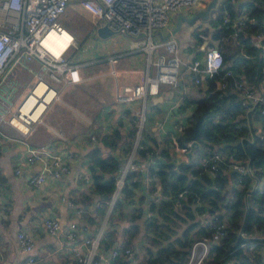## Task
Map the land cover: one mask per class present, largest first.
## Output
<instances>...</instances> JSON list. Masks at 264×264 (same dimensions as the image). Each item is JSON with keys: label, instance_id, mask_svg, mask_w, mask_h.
Returning a JSON list of instances; mask_svg holds the SVG:
<instances>
[{"label": "crops", "instance_id": "0c3cea01", "mask_svg": "<svg viewBox=\"0 0 264 264\" xmlns=\"http://www.w3.org/2000/svg\"><path fill=\"white\" fill-rule=\"evenodd\" d=\"M210 1L205 0V3H200L195 8L170 12L168 26L156 30V39L159 40L171 36L178 37L180 54L185 63L190 62L193 58H204L205 50L209 46V40L199 39L195 35V30L206 28L213 30L215 28L209 20L217 16V9L221 5L220 0L217 1L215 8L210 11L208 19L193 18V16L198 11L206 9ZM246 1L248 0L242 2ZM182 16L188 18L182 19L179 25ZM70 26L78 42L79 29L72 24ZM97 30L91 26L86 28L85 32L88 31L87 33H90L93 37H99ZM108 41L114 43L115 49L110 43V50H108V44L103 41L101 42L103 46L99 45V48L97 45L86 46L80 56H77L75 52L70 53L71 50L68 52V56L72 61L86 63L82 71L84 76L89 79H85L77 86L66 88L62 94V100L56 101L46 114L48 124L63 131L62 138L49 135L50 133L47 130H39L25 140L16 129L9 125H5L1 129L0 175L3 185L0 189V264H14L22 256L17 241V233L21 229L32 233L36 238V264H66L72 256L68 242L60 233L56 236L47 233L44 224L46 218L59 219L62 224L76 220L79 224L81 236L84 238H97L99 234L105 232L115 202L113 204L112 197L105 214L102 216L97 213V209L103 206V203L98 200L99 195L93 189L92 172L89 168L90 158L88 157L91 148L100 144L99 136L101 137L104 133L120 129L123 134L127 135L130 130L136 127V137L131 151L126 152L122 146L117 147L115 150L126 159L121 178L126 176L129 168L144 171L143 190L141 191L146 196L143 202L145 209L149 205L153 194L155 195L157 192L150 193V177L147 174L146 165L148 161L139 159L138 163L135 164L133 159L142 140L148 145L152 144L151 136L158 138L160 148L164 144V139H172L173 143L175 142V138H178L177 135L181 133L178 127H186L195 106L191 104L182 108V95L188 93L191 97H196L198 89H195L196 84L193 82V76L184 63L181 70L182 85H179L178 88L163 83L160 84V90L156 94H149L146 98H140L132 102H117L115 97L119 90L117 89L118 84L122 86L135 82L140 74L147 72L150 75H156V67L149 64V58H156L160 53H164L165 49L158 48L153 53H149L141 48L143 46L142 37H133L123 32ZM198 52L202 53L201 56L195 57ZM82 54L85 55L82 56ZM112 55L117 56L114 63L109 59ZM125 55H129V59L120 64V58ZM31 65L35 69L40 67L37 61L32 62ZM32 76V73L25 67H21L19 70L18 77L20 81L17 92L13 95L15 104L20 102L28 91L33 82ZM201 84L203 89L206 90L208 85L204 77ZM70 90L81 91L90 98V102L85 103L79 96L73 98L71 94L66 95ZM232 91L239 94L234 85ZM66 110H70L71 114L68 115L65 112ZM236 121L245 122L247 126L246 136L250 139L253 138L254 134L260 135L263 132L264 123L261 116H257V112L252 115L241 110L235 119ZM26 141L33 145L45 144L51 151L66 154L71 160L70 172L60 179L48 175L47 182L41 188H32L28 184V178L35 174L41 164L38 162L30 163L26 160L28 152ZM193 142L195 141L180 145L183 147ZM191 145L188 146L187 151L175 147V144L172 145V158L177 165L191 163L189 162L191 157H196L197 152L204 151V147L199 144L200 146L195 148L192 156H190ZM109 150V147H103V154L106 155ZM18 167L22 169L20 174L15 173V169ZM226 172L232 174L230 177L231 184H236L235 175L229 169ZM158 189H160V185H158ZM82 195L90 196L93 199L92 205L79 204L77 200ZM198 202L201 205L204 204L202 200L197 199L195 205ZM7 204L11 205L10 211L4 209ZM86 213L91 215L95 221L89 220L85 215ZM199 214L209 218L218 215L196 209L195 217ZM125 219L126 217L123 216L121 211H115L116 229L119 232L128 223ZM199 222L201 223L200 220ZM201 225L203 224L201 223ZM182 230L183 227L181 226L179 233ZM240 231L250 235L253 239L264 241V228H259L255 233L240 229L238 234ZM243 240L246 239L243 238ZM146 244L147 237L142 230L133 242V256L129 264H143ZM83 247L88 249L86 245H83ZM258 250L264 260V248ZM105 252L108 255V251ZM135 253L138 255L134 256ZM71 264L79 263L72 260Z\"/></svg>", "mask_w": 264, "mask_h": 264}, {"label": "built area", "instance_id": "2783aa9c", "mask_svg": "<svg viewBox=\"0 0 264 264\" xmlns=\"http://www.w3.org/2000/svg\"><path fill=\"white\" fill-rule=\"evenodd\" d=\"M219 1V0H218ZM227 0H220L221 4ZM235 5L244 0H229ZM205 0H0V132L3 126L9 125L16 129L27 140L36 131L47 130L54 137L62 138L63 131L49 125L46 114L49 108L58 100H62V94L66 88L77 86L85 79L82 68L86 63L72 61L68 52L78 48L76 35L61 19L68 8L83 19L90 21L91 25L98 29L101 26L126 33L133 37H142V49L153 53L158 48H164L156 58H149V64L156 67V75L148 72L140 74L135 82L122 86L118 84L116 94L117 102H132L140 98H146L149 94L159 92L160 84H169L178 88L182 78V65L185 63L180 54L178 37L171 36L167 39H156V30L166 28L169 24L170 12H179L184 9L197 7ZM225 22H233L235 34L240 33L248 23H255L257 19L251 12L242 8L232 15L229 11L224 14ZM264 24V20L262 21ZM144 34L140 36V34ZM53 35L61 40L58 52L53 45ZM254 42L264 56V30L253 35ZM116 55L109 57L112 63L116 61ZM37 61L39 68L32 67V62ZM188 71L193 76L196 84L201 83L202 78L210 77L214 73L225 70L220 80L219 87L226 89L228 76L232 71L225 66V58L221 49L215 45L208 46L204 58H193L185 63ZM21 67L32 73L33 82L28 91L17 104L13 101V95L17 92ZM234 88L239 93L242 106L248 114H254L258 109L264 119V68L260 80L257 83L249 82L247 76H242L234 82ZM51 95L46 101L47 95ZM46 101L47 106L39 110L41 103ZM264 123V122H263ZM24 125V127L22 126ZM183 126H179L180 132ZM264 137V124L263 132ZM26 160L30 163H40V168L35 174L29 176L28 184L34 188H41L47 182V176L60 179L71 170V160L66 154L51 151L45 144L33 145L26 141ZM175 147L187 151V146L181 147L178 138H175ZM0 141V150H1ZM224 155L219 151L218 145L211 144L209 156L203 162L211 176H215L221 169ZM229 171L236 173V182L242 184L245 178H252L251 189H262L264 176L259 177L256 169L247 159L245 161L230 158ZM22 172L21 167L15 169L16 174ZM124 178L119 179L117 189L113 194V204L120 192ZM3 180L0 175V189ZM183 193H181L182 195ZM197 205H201L200 202ZM6 211L11 210V205H5ZM203 225L210 226L212 236L194 240L191 245L189 259L186 264H206L210 253L211 242H216L226 235L225 224L218 215L213 218L203 214L197 215ZM45 229L49 235L61 234L65 237L72 252V256L66 262L71 264L76 260L79 264H121L120 260H130L133 256V248L121 250L112 248L106 252L100 251V239L82 237L79 224L71 220L62 224L59 219L46 218ZM104 233V232H103ZM243 240L236 249L254 247L264 243L253 239L250 235L240 231ZM18 245L22 256L14 264H36L35 236L21 229L17 233ZM86 245L88 249H84ZM233 251V250H232ZM231 253V252H230ZM223 264H241L239 260L229 257Z\"/></svg>", "mask_w": 264, "mask_h": 264}, {"label": "trees", "instance_id": "16d2710c", "mask_svg": "<svg viewBox=\"0 0 264 264\" xmlns=\"http://www.w3.org/2000/svg\"><path fill=\"white\" fill-rule=\"evenodd\" d=\"M242 8L248 9L257 22L248 23L236 35L233 22H225L224 14L229 11L234 15ZM263 20L264 0H248L238 5L227 0L219 5L217 16L209 20L215 27L213 30H195L199 39L209 40V46L215 45L221 49L225 66L232 71V75L228 76L229 87L226 89L219 87L220 80L226 75L225 70H220L205 78L208 85L206 90L201 83L193 81L195 89H198L196 97H191L188 93L182 95V108L191 104L195 106L189 123L177 135L178 141L181 145L189 141L198 142L204 147V151L197 152L196 157L193 156L189 161L191 163L177 165L172 158V139H164L162 148L155 136H151L152 144L149 145L142 140L133 163H138L139 159L148 161L146 165L150 177V193L157 192L145 209L143 202L146 196L141 191L144 171L129 168L115 200L109 225L100 239L101 252L116 247L121 250L132 248L135 237L143 230L147 237L143 264H186L192 242L212 236L210 226L201 225L195 217L198 209L218 214L226 227V235L211 242L206 264H223L229 257L236 258L241 264H264L258 250L260 245L236 249L243 241L238 234L240 229L255 233L259 228H264V184L262 189H251L252 178H245L244 183L236 182L232 185V174L226 172L230 168V158L242 161L248 159L256 169H261L257 172L258 176H264V137L254 134L252 139L248 138L245 122H235L239 112L246 110L242 106L240 95L232 91L234 82L242 73L251 83L260 80L264 56L254 42L253 35L264 30ZM65 25L72 30L70 23ZM201 54L198 52L195 57H200ZM256 112L257 116H261L258 109ZM261 119L264 122L262 117ZM135 137L136 127L127 135L120 129H115L99 136L100 144L89 151L93 189L99 195L98 200L103 203L97 213L102 216L117 189L126 163L125 157L115 150L122 146L126 152L131 151ZM210 143L217 144L224 155L221 169L215 176H211L202 163L209 156ZM103 147L110 148L106 155L103 154ZM233 174L238 177L236 173ZM197 199L204 204L195 205ZM77 202L89 206L93 199L82 195ZM116 210L121 211L128 222L121 232L116 229ZM85 215L89 220L95 221L88 213ZM181 226L183 230L179 233ZM136 255L138 254L135 253L134 256ZM129 261L124 258L120 260L121 264H129Z\"/></svg>", "mask_w": 264, "mask_h": 264}, {"label": "rangeland", "instance_id": "374dc122", "mask_svg": "<svg viewBox=\"0 0 264 264\" xmlns=\"http://www.w3.org/2000/svg\"><path fill=\"white\" fill-rule=\"evenodd\" d=\"M68 20V22L66 21ZM61 21L63 23H70L73 26H75L77 29H79V37H78V44H79V48L77 49H72L70 51V53L75 52V54L77 56H80L83 49L86 46H91V45H97V47L99 48L100 46H103L101 44V42L106 41V43L108 44V50H110V43H112L113 45V49H115L114 47V43L112 41H108L109 39L113 38L115 35L120 34V32H115L114 34L108 36V37H93L90 33L85 32L86 28L91 27L92 25L90 24V21H86L85 19H83L81 16H79L76 13H72L71 9L68 8L67 13L65 14V16L61 19ZM89 30V29H88ZM106 44V45H107ZM100 45V46H99ZM85 54H82V56ZM81 56V57H82ZM129 59V55H125L123 57L120 58L119 63H125L126 60ZM71 94V96L73 98H76L77 96H79L85 103H89L90 102V98L87 97L84 93H82L81 91H75V90H70L66 93V95ZM68 115L71 114L70 110H66L65 111ZM55 114V112H53Z\"/></svg>", "mask_w": 264, "mask_h": 264}, {"label": "water", "instance_id": "95a60500", "mask_svg": "<svg viewBox=\"0 0 264 264\" xmlns=\"http://www.w3.org/2000/svg\"><path fill=\"white\" fill-rule=\"evenodd\" d=\"M217 1L218 0H211L210 2H209V4H208V6H207V8L206 9H204V10H200V11H198L196 14H195V16H193V18H203V19H208L209 18V15H210V11L213 9V8H215V6H216V4H217ZM188 17H186V16H182L181 18H180V21H179V25H180V22H181V20L182 19H187ZM98 34L100 35V36H102V37H108V36H110V35H112V34H114L115 33V30H112V29H110V28H108V26H101V27H99L98 28ZM177 31V30H176ZM175 31V32H176ZM144 34L142 33V34H140V36H143ZM180 85H182V81H180ZM200 145H199V143L198 142H193L192 143V145H191V151H190V156H192V154H193V150L195 149V148H197V147H199ZM192 158V157H191ZM125 175V174H124Z\"/></svg>", "mask_w": 264, "mask_h": 264}, {"label": "bare ground", "instance_id": "6f19581e", "mask_svg": "<svg viewBox=\"0 0 264 264\" xmlns=\"http://www.w3.org/2000/svg\"><path fill=\"white\" fill-rule=\"evenodd\" d=\"M53 41H54L53 45L55 46V51L58 52L59 51L58 48L61 46L62 40L57 35H53ZM50 97H51L50 94L47 95L45 100L48 101L50 99ZM46 101H44L43 103L40 104L39 110H42L47 106ZM22 126L24 127V125H22Z\"/></svg>", "mask_w": 264, "mask_h": 264}]
</instances>
